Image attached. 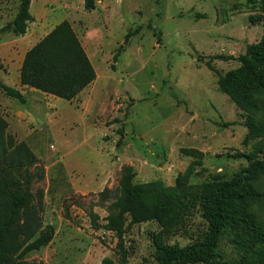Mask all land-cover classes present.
<instances>
[{
    "label": "rangeland",
    "instance_id": "374dc122",
    "mask_svg": "<svg viewBox=\"0 0 264 264\" xmlns=\"http://www.w3.org/2000/svg\"><path fill=\"white\" fill-rule=\"evenodd\" d=\"M18 4L0 0V28ZM30 12L25 34L0 33V79L25 99L0 89V131L9 149L24 143L35 156L20 178L30 179L32 202L43 224L54 227L52 240L24 260L119 263L117 234L94 228L89 213L104 223L125 167L134 183L174 186L191 164L194 188L213 174L232 178L249 166L247 156L262 158L252 151L264 134H248L246 110L219 90L206 61L223 75L240 67L235 57L264 36V0H94L92 9L84 0H31ZM62 20L70 22L96 74L70 100L19 81L25 52ZM246 183L264 190V175L252 174ZM238 205L264 227V199L242 195ZM129 218L125 264H158L154 237L183 246L206 228L197 203L167 227ZM246 231L224 228L214 262H237L243 251L234 238Z\"/></svg>",
    "mask_w": 264,
    "mask_h": 264
},
{
    "label": "trees",
    "instance_id": "16d2710c",
    "mask_svg": "<svg viewBox=\"0 0 264 264\" xmlns=\"http://www.w3.org/2000/svg\"><path fill=\"white\" fill-rule=\"evenodd\" d=\"M30 4L31 0H19L15 16L0 28V33L25 34L28 23L33 21ZM93 7L94 0H84L85 9ZM149 27L152 26L149 24ZM155 33L159 34L158 31ZM218 57L234 58L230 55ZM235 58L240 67L224 75L212 67L210 60L206 65L217 74L219 90L246 110L248 134H264V36L260 42L248 44L244 54ZM95 75V69L68 20L54 25L30 47L19 68L21 84L65 100L77 96ZM0 89L7 96L25 101L19 89L1 79ZM5 140L0 131V264H42L24 260L27 253L47 245L54 236L53 225L43 224L39 209L32 202L30 179L20 178L19 174L21 169L35 163V156L24 143L9 149L11 146H7ZM258 154L262 155L261 159L247 156L249 166L241 168L232 178L213 174L194 188L188 183L193 173L191 164L177 175L174 186H166L161 180L134 183L131 168L125 167L104 223L99 224L97 214L89 213L94 228L101 226L117 234L119 263L104 258L102 264L126 263L123 237L127 215L129 223L154 219L160 226L167 227L196 203L206 222L205 230L198 239L183 246L170 245L154 237L158 264H264V227L256 225L254 216L238 205L242 195L257 201L264 199V190L246 183L252 174L264 175V140L253 146L252 155L257 157ZM226 227L238 232L247 230V234L234 238L243 254L237 262L215 263L217 243Z\"/></svg>",
    "mask_w": 264,
    "mask_h": 264
},
{
    "label": "crops",
    "instance_id": "0c3cea01",
    "mask_svg": "<svg viewBox=\"0 0 264 264\" xmlns=\"http://www.w3.org/2000/svg\"><path fill=\"white\" fill-rule=\"evenodd\" d=\"M84 89H85V88H84ZM84 89H83V90H84ZM83 90H82V91H83ZM82 91H81V92H82ZM81 92H80V93H81Z\"/></svg>",
    "mask_w": 264,
    "mask_h": 264
}]
</instances>
